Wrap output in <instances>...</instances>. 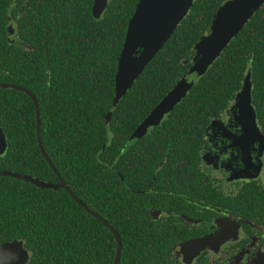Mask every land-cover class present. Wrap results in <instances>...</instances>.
I'll return each mask as SVG.
<instances>
[{
  "label": "trees",
  "instance_id": "trees-1",
  "mask_svg": "<svg viewBox=\"0 0 264 264\" xmlns=\"http://www.w3.org/2000/svg\"><path fill=\"white\" fill-rule=\"evenodd\" d=\"M226 1L195 0L132 87L119 94V56L139 0H109L100 18L93 15L94 0H0V83L36 96L41 143L58 173L41 152L34 101L21 90L3 87L0 124L8 149L0 156V170L56 184L60 175L119 232V264L173 263L160 256L174 252L177 231L167 224L142 225L141 213L124 210L122 177L137 182L138 165L130 164L139 159L135 144L144 134L141 125L193 65L196 44ZM9 15L20 36L15 43L8 40ZM21 41L27 42V50ZM249 69L264 125V4L187 96L152 126L208 123L230 106ZM144 138L152 143V135ZM150 153L151 148L139 160L150 163ZM15 240L24 242L27 264H114L118 250L112 231L65 188L0 176V245Z\"/></svg>",
  "mask_w": 264,
  "mask_h": 264
},
{
  "label": "flooded vegetation",
  "instance_id": "flooded-vegetation-1",
  "mask_svg": "<svg viewBox=\"0 0 264 264\" xmlns=\"http://www.w3.org/2000/svg\"><path fill=\"white\" fill-rule=\"evenodd\" d=\"M7 18L8 40L20 41L16 20ZM21 44L27 50V42ZM235 103L236 97L206 124L151 126L135 144L139 159L151 148L150 163L135 157L129 164L138 165L137 182L122 177L124 210L135 208L142 225L167 224L177 231L174 252L160 256L172 264H264V142L258 128L241 124ZM257 119L264 134L258 112ZM151 135L149 144L144 137ZM220 229L225 236L197 256L178 253L181 245Z\"/></svg>",
  "mask_w": 264,
  "mask_h": 264
},
{
  "label": "water",
  "instance_id": "water-1",
  "mask_svg": "<svg viewBox=\"0 0 264 264\" xmlns=\"http://www.w3.org/2000/svg\"><path fill=\"white\" fill-rule=\"evenodd\" d=\"M194 2L195 0H139L130 19L124 46L119 56L116 79L119 94L126 92L132 87L135 80L161 51L179 24L189 14ZM108 3L109 0H94L93 15L96 18H100ZM263 4L264 0H227L219 7L213 18L209 33L205 34L195 46L196 54L192 60L193 65L141 125L143 132H147L152 125L159 124L187 96L196 82L207 73L213 63L220 57L231 41L245 28ZM10 30H13L12 24L10 25ZM0 87L21 90L32 98L37 113V132L41 152L53 170L58 173L41 143V111L36 96L25 88L10 83H0ZM253 87L252 72L249 69L242 89L236 96V103L233 109L238 110V118L241 124L246 127L258 128L257 132L262 136L260 141L264 142V134L259 130L257 110L253 104ZM115 103H117V100ZM113 111L114 109L109 113V119ZM7 149V135L0 124V156ZM0 176L14 177L42 188H65L80 206L103 222L115 235L118 242V250L114 264H119L122 252V239L119 232L101 215L94 212L80 200L61 178V182L56 184L10 170H0ZM224 236L220 229L213 235L193 239L181 245L178 253L184 254V256L191 253L195 257L200 254L204 247L211 244L214 239ZM29 258L30 254L25 248L23 241L15 240L0 245V264H27ZM184 259L185 262H190L185 257Z\"/></svg>",
  "mask_w": 264,
  "mask_h": 264
},
{
  "label": "rangeland",
  "instance_id": "rangeland-1",
  "mask_svg": "<svg viewBox=\"0 0 264 264\" xmlns=\"http://www.w3.org/2000/svg\"><path fill=\"white\" fill-rule=\"evenodd\" d=\"M18 39L17 38H15V37H12V42H15V41H17ZM141 132H143V129L141 128Z\"/></svg>",
  "mask_w": 264,
  "mask_h": 264
}]
</instances>
